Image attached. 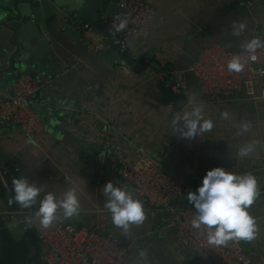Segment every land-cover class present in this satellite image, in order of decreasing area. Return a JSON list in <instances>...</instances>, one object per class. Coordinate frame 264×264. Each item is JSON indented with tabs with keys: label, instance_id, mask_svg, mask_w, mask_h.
<instances>
[{
	"label": "crops",
	"instance_id": "obj_1",
	"mask_svg": "<svg viewBox=\"0 0 264 264\" xmlns=\"http://www.w3.org/2000/svg\"><path fill=\"white\" fill-rule=\"evenodd\" d=\"M152 6L154 18L146 42L140 46L131 43L128 51L133 57L152 54L159 70L150 68L136 76L118 64L108 68L99 58L107 47L96 49L104 42L90 29L77 43L63 39L50 46L48 68L59 71L47 78L51 82L36 96V106L44 103L48 110L70 112L58 119L60 132L45 128L27 142L18 128L0 123V165L19 169L10 176L0 173V264H41L42 249L34 231L13 226L23 207L14 201L12 181L21 177L44 187L33 204L36 207L48 192L60 197L73 182L78 183L81 210L72 217L75 224L99 232L114 230L128 256L139 264H195L188 254L181 259L182 250L173 231L165 228L163 212L143 206L144 222L130 225L127 233L113 224L102 192L111 173L100 180L95 170L101 150L98 135L105 129L115 148L133 157L151 156L175 174L204 177L215 167L240 175L264 170V98L240 94L213 101L186 72L206 47L217 44L235 51L252 38L264 23V0H153ZM233 22L247 24L244 35L232 34ZM58 28L55 25L54 32ZM163 69L175 71L176 82L186 84L184 96L176 86L159 85L147 78ZM193 104L203 106L204 118L211 119L214 127L202 136L182 139L178 132L172 133L171 120L176 113L191 110ZM223 112L228 113L227 119L221 116ZM244 123L251 125L250 131L238 134ZM254 141L259 142L254 153L236 156L238 146ZM256 179L261 194L247 211L256 218L258 235L243 240L242 245L251 264H264V176ZM184 197L187 200V194ZM58 214L63 216L62 210ZM141 251L147 253V260L140 258Z\"/></svg>",
	"mask_w": 264,
	"mask_h": 264
},
{
	"label": "built area",
	"instance_id": "obj_2",
	"mask_svg": "<svg viewBox=\"0 0 264 264\" xmlns=\"http://www.w3.org/2000/svg\"><path fill=\"white\" fill-rule=\"evenodd\" d=\"M153 0H119L116 16L109 21L115 30L121 19H127V27L116 32V46L128 50L131 43L137 46L146 42L154 18ZM253 37L264 41V23ZM103 39V38H102ZM97 49V47H96ZM256 59L250 58L241 47L230 51L217 44L202 50L186 70L198 82L201 92L210 100L229 99L237 95L248 98H264V48L258 49ZM239 56L244 64L241 72H230L227 63ZM148 79L164 86H176L184 96L187 86L176 82L177 73L170 69L151 72ZM51 81L19 75L13 82L11 93L0 98V123L18 128L27 142L45 130L34 111L36 96ZM101 144L95 170L100 180L111 173V182L132 191L134 198L152 212L167 216L165 228L173 231L175 243L183 255L193 258L195 264H251L243 240H230L226 246L208 243L207 227L197 230L191 221L197 213L185 199L186 192H195L203 177L194 174H175L167 171L157 159L146 155L133 157L115 148L109 140V129L98 135ZM16 158V154H13ZM18 168L0 165L2 176L17 173ZM39 207L32 205L18 211L13 226L25 224L34 231L42 249L41 264H139L128 256L114 230L99 232L96 228L76 225L73 218L60 219L44 228L37 216ZM184 249V251H183ZM184 252V254H183Z\"/></svg>",
	"mask_w": 264,
	"mask_h": 264
},
{
	"label": "clouds",
	"instance_id": "obj_3",
	"mask_svg": "<svg viewBox=\"0 0 264 264\" xmlns=\"http://www.w3.org/2000/svg\"><path fill=\"white\" fill-rule=\"evenodd\" d=\"M127 19H121L115 31H123L127 27ZM247 31L244 22L232 23V34L241 37ZM241 47L251 59H256L258 49L264 48V41L253 37L244 42ZM230 72H241L244 64L239 56H233L227 63ZM221 116L228 118V113ZM214 122L204 118L203 106L193 104L191 110L176 113L171 120L172 133L178 132L182 139L191 140L213 129ZM251 125H241L238 134L250 131ZM258 141L240 145L236 156L244 158L255 152ZM14 201L23 208H29L36 203L37 197L44 192L43 186L31 183L27 178H15L12 181ZM102 192L106 197L104 207L110 211L112 222L122 228L125 233L132 224H141L145 220V211L142 202L134 198L132 191L107 182ZM81 188L78 183L73 185L58 197L48 192L40 201L37 216L44 228H49L60 219L58 210H62L63 218L68 219L80 213ZM259 183L254 175L236 174L223 167L208 170L202 179V184L195 192L187 193V200L196 210V217L191 221L194 229L207 227L208 243L216 246H226L230 240L251 241L258 235L256 218L251 216L247 208L260 196ZM13 201L10 200L11 204ZM139 256L147 260V253L141 251Z\"/></svg>",
	"mask_w": 264,
	"mask_h": 264
},
{
	"label": "water",
	"instance_id": "obj_4",
	"mask_svg": "<svg viewBox=\"0 0 264 264\" xmlns=\"http://www.w3.org/2000/svg\"><path fill=\"white\" fill-rule=\"evenodd\" d=\"M118 3L119 0H0V98L11 93L19 75L54 78L59 70L48 68L53 49L50 46L63 39L77 43L90 29L103 38L104 44L99 47L100 42L97 49L107 47L99 58L108 68L118 64L136 76L150 68L159 70L160 64L152 54L133 57L128 50L116 48L117 34L109 21L116 16ZM55 25L59 26L56 32ZM34 111L51 133H59L58 119L70 115L68 110H48L44 103L35 106ZM251 174L256 178L264 176V170Z\"/></svg>",
	"mask_w": 264,
	"mask_h": 264
}]
</instances>
